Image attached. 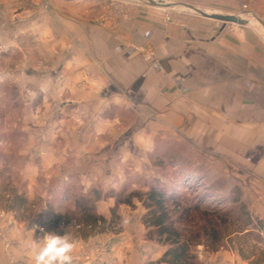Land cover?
Here are the masks:
<instances>
[{"label": "rangeland", "instance_id": "374dc122", "mask_svg": "<svg viewBox=\"0 0 264 264\" xmlns=\"http://www.w3.org/2000/svg\"><path fill=\"white\" fill-rule=\"evenodd\" d=\"M165 1L247 17L246 26L228 24L224 31H246L264 41L256 0ZM174 23L213 35L223 26L180 6L163 9L138 0H0V239L9 240L16 224L36 233L33 226L46 222L38 213L48 203H71L64 201L67 189L99 192L95 207L108 219L118 201L158 185L203 204L204 211L216 208L237 221H245L244 212L248 221L264 222V82L245 80L239 90L228 81L225 91H217L226 98L196 94L187 106L191 111L175 113V99L164 105L152 76L135 66L125 74L116 66L96 98L80 95L81 81L108 76L107 67L83 64L80 57L91 58L107 44L117 48L124 33L134 47L152 37L158 44L162 31L174 33ZM144 58L153 63L155 54ZM223 105L232 126L254 130L251 142L233 127L212 129L223 117L213 111ZM13 192L30 209L14 211ZM133 202L119 204L117 228L97 236L137 234L146 210L137 198ZM72 236L78 243L90 239ZM255 236L228 242L217 253L199 246L198 257L205 264H249L244 258L264 248Z\"/></svg>", "mask_w": 264, "mask_h": 264}, {"label": "crops", "instance_id": "0c3cea01", "mask_svg": "<svg viewBox=\"0 0 264 264\" xmlns=\"http://www.w3.org/2000/svg\"><path fill=\"white\" fill-rule=\"evenodd\" d=\"M256 3L264 22V0H256ZM193 33L174 23V33L162 31L158 44L152 43V37L151 41L147 39L137 47L132 46L129 34L120 35L118 41L121 44L117 48L107 44L105 49L93 52L91 58L80 57L83 64L107 67L106 76L108 75L107 78L100 75L96 79L81 81L80 95L96 98L98 92L103 90L99 89L103 88L101 86H109V74L115 73L116 66H121L118 70H123L125 74L135 66L138 67V72L152 76L155 80L152 84L154 89L163 93V104L168 98L175 99L174 107L178 108L175 113L179 109L184 111L183 107L191 105L190 99L195 98L196 94L201 97L226 98V93L217 94V91H225L228 81L234 83L232 89L239 90L242 88L241 82L245 80L264 82V41L260 37L246 31L227 29L221 30L217 35L211 32ZM100 39L102 42L106 40L102 37ZM149 51L155 54V59L148 64L144 54ZM124 79L125 84L130 83L128 76ZM143 90L149 91L151 87L145 85ZM223 107L213 111L223 113V117L214 120L213 123L217 122L218 126L212 129L224 131L233 127L238 134L244 133L246 141L251 142L255 137L254 130L250 125L240 127L236 121L232 126V120L225 116L227 106ZM202 109L205 110V107ZM189 111L191 108L187 107L186 112ZM207 113L210 114L211 111ZM9 222L13 224V221ZM14 229L9 240L0 239V264H33L28 245L35 239L34 230L25 229L21 224H16ZM143 230L144 226L140 225L137 234L125 230L117 235L95 236L78 243L74 264H149L160 260L164 255L163 247L158 250L154 248L146 241Z\"/></svg>", "mask_w": 264, "mask_h": 264}, {"label": "trees", "instance_id": "16d2710c", "mask_svg": "<svg viewBox=\"0 0 264 264\" xmlns=\"http://www.w3.org/2000/svg\"><path fill=\"white\" fill-rule=\"evenodd\" d=\"M65 200L70 204L54 206L52 202L46 205V212L38 213L39 225L47 231H57L77 235L86 240L99 234L116 229L119 225L117 206L124 204L134 207V198L146 210L142 225L146 230L145 239L166 247L162 258L149 264H205L199 259L197 248L203 246L208 253H217L228 242H234L248 236L264 244V222L248 221V213L241 212L245 221H237L230 214L227 217L219 209L204 211V205L189 203L183 194L168 192L166 187L151 185L145 194L130 193L125 199L118 201L111 209V219L100 215L96 203L101 195L96 190L91 194L65 190ZM9 201L14 205V211L30 209L28 200L13 192ZM245 211V207H241ZM36 237L42 235L39 228ZM263 236V237H261ZM249 264L264 263V248L259 256L244 258Z\"/></svg>", "mask_w": 264, "mask_h": 264}, {"label": "clouds", "instance_id": "9594fccd", "mask_svg": "<svg viewBox=\"0 0 264 264\" xmlns=\"http://www.w3.org/2000/svg\"><path fill=\"white\" fill-rule=\"evenodd\" d=\"M33 228H39L42 233L28 245L33 264H74V253L78 247L75 237L67 232L61 235L57 231H47L40 225Z\"/></svg>", "mask_w": 264, "mask_h": 264}, {"label": "water", "instance_id": "95a60500", "mask_svg": "<svg viewBox=\"0 0 264 264\" xmlns=\"http://www.w3.org/2000/svg\"><path fill=\"white\" fill-rule=\"evenodd\" d=\"M138 1L146 3L152 7H157V8L174 9L180 6L185 9L192 10L195 14H198L203 18L210 19V21L214 20L217 22H221L223 24L221 30H224L225 26H227L228 24H234V25H239V26H246L248 24V21L242 18L241 16L211 14V12L210 13L204 12L188 4L175 5L174 3H170L167 1L164 2V0H138ZM258 21L259 23L264 25V22L262 20L258 19Z\"/></svg>", "mask_w": 264, "mask_h": 264}, {"label": "bare ground", "instance_id": "6f19581e", "mask_svg": "<svg viewBox=\"0 0 264 264\" xmlns=\"http://www.w3.org/2000/svg\"><path fill=\"white\" fill-rule=\"evenodd\" d=\"M245 20L250 21L247 17H244Z\"/></svg>", "mask_w": 264, "mask_h": 264}]
</instances>
